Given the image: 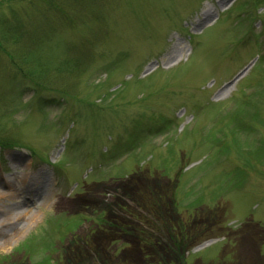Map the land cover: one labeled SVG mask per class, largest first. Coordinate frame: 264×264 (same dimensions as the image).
Wrapping results in <instances>:
<instances>
[{"label": "rangeland", "instance_id": "1", "mask_svg": "<svg viewBox=\"0 0 264 264\" xmlns=\"http://www.w3.org/2000/svg\"><path fill=\"white\" fill-rule=\"evenodd\" d=\"M2 139L0 264H264V0H0Z\"/></svg>", "mask_w": 264, "mask_h": 264}, {"label": "trees", "instance_id": "2", "mask_svg": "<svg viewBox=\"0 0 264 264\" xmlns=\"http://www.w3.org/2000/svg\"><path fill=\"white\" fill-rule=\"evenodd\" d=\"M0 145H4L5 146V142H3V139L0 140Z\"/></svg>", "mask_w": 264, "mask_h": 264}, {"label": "bare ground", "instance_id": "3", "mask_svg": "<svg viewBox=\"0 0 264 264\" xmlns=\"http://www.w3.org/2000/svg\"><path fill=\"white\" fill-rule=\"evenodd\" d=\"M28 193V192H27Z\"/></svg>", "mask_w": 264, "mask_h": 264}]
</instances>
